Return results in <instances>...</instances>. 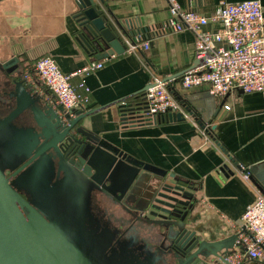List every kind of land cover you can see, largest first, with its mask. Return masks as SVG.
I'll use <instances>...</instances> for the list:
<instances>
[{"label": "water", "instance_id": "obj_1", "mask_svg": "<svg viewBox=\"0 0 264 264\" xmlns=\"http://www.w3.org/2000/svg\"><path fill=\"white\" fill-rule=\"evenodd\" d=\"M106 1L77 2L79 38L98 60L124 53L123 39L133 33L117 20L110 21ZM203 63L204 59H196L188 70ZM184 72L164 78L173 79L171 91ZM0 73V91L9 105L6 110L0 107V264H232L228 257L236 251L238 233L220 239L198 233L193 227L197 198L191 185L124 153L81 125L84 118L113 106L119 107L126 122L132 117L126 101L136 94L64 116L62 106L50 104L22 78L18 57L0 62ZM200 114L196 121L209 134L216 126L209 129L208 113L203 109ZM185 118L182 112H171L162 120ZM220 170L225 176L233 174L227 166ZM260 180L257 185L264 194V179ZM103 197L125 205L137 227L158 231L176 244V250L162 247L164 255L156 257L142 251L146 245L135 242L137 237H123L107 220L98 225L95 210L100 209L102 218H111Z\"/></svg>", "mask_w": 264, "mask_h": 264}, {"label": "crops", "instance_id": "obj_2", "mask_svg": "<svg viewBox=\"0 0 264 264\" xmlns=\"http://www.w3.org/2000/svg\"><path fill=\"white\" fill-rule=\"evenodd\" d=\"M177 1L182 8L210 18L205 29L216 32L222 24L211 18L222 4L245 0ZM259 1L264 12V0ZM77 2L0 0V62L18 57L25 80L24 72L43 56H51L66 73L88 62L104 60L101 69L82 78L90 90V109L136 94L131 97L134 98L154 77L175 76L188 70L196 60L195 36L188 30L156 31L158 35L148 50L125 51L98 60L79 38L82 31ZM105 6L110 21L120 22L133 32L131 36L141 29L158 28L170 17L168 0H107ZM80 80L75 78L74 83ZM39 86L45 91L43 85ZM173 87V95L195 116L125 126L119 107L113 106L84 118L81 125L124 153L167 171L185 186L191 185L197 198L193 227L204 238H226L238 232L246 208L259 193L263 194L257 183L264 179V93L236 89L216 97L206 85L185 89L176 83ZM203 109L210 117L207 127L216 126L209 134L196 121ZM223 166L233 174L225 176L220 170ZM117 208L116 216L126 215L122 206ZM241 264L263 263L244 258Z\"/></svg>", "mask_w": 264, "mask_h": 264}, {"label": "built area", "instance_id": "obj_3", "mask_svg": "<svg viewBox=\"0 0 264 264\" xmlns=\"http://www.w3.org/2000/svg\"><path fill=\"white\" fill-rule=\"evenodd\" d=\"M170 17L158 28H145L131 38H124L126 52L148 50L158 32L190 31L195 36V57L204 59L202 65L185 71L180 84L185 89L206 85L211 95L224 96L240 89L244 93H264V12L259 0L224 2L213 18L222 28L213 32L205 29L210 18L193 9H184L177 0H168ZM158 31V32H156ZM104 60L88 62L66 73L51 56L37 59L24 72L25 80L36 87L53 106H62L63 115L75 116L77 110L90 107V90L82 80L86 74L97 72ZM75 78L80 82L74 83ZM40 83V84H39ZM152 85L143 92L135 105H129L125 126L157 123L171 112H185L180 101L173 95L169 85L174 81L154 77ZM43 85L46 89H40ZM127 103V102H126ZM189 116V115H188ZM249 176V172H246ZM238 246L228 257L232 264H241L244 258L264 264V195L259 193L242 216L238 230Z\"/></svg>", "mask_w": 264, "mask_h": 264}, {"label": "flooded vegetation", "instance_id": "obj_4", "mask_svg": "<svg viewBox=\"0 0 264 264\" xmlns=\"http://www.w3.org/2000/svg\"><path fill=\"white\" fill-rule=\"evenodd\" d=\"M5 98H6L5 94L1 93L0 91L1 110H6L9 108V105H7ZM9 104L11 107L12 104L11 103ZM30 122L27 121L28 124H30ZM27 123H22V125L26 126ZM22 165H24V163L19 165L16 168V170L13 172H16L18 169H20ZM13 172L8 171V175L12 174ZM103 198L105 202L104 203L105 209L109 214H111V218H102V213H100L99 211L100 209L95 210L96 215L99 217L97 218L98 225L100 226L104 225L105 221L107 220L110 223V226L112 228H115V229L117 228V231L119 232L121 231V234L123 235V237L128 238V239L137 237L138 240L135 239V242L137 241V243L139 244L143 243V245H146L145 248L142 249V251H144L145 253L147 252L152 253L154 256L156 255V257L159 255L161 256L164 255L163 249H161L162 247L167 250H176V244L173 241L165 240V237H163L162 234L159 233L158 231L150 230L147 227L143 228L144 227L143 225H142L143 226L142 228L137 227L136 224L134 223L136 218H133V215L131 213L125 211L126 212L125 216H120V217L116 216L117 213H119L117 205L114 204L113 201H111L109 198L107 197H103ZM131 205L134 206L135 204L131 203ZM122 207H125V205H123Z\"/></svg>", "mask_w": 264, "mask_h": 264}, {"label": "trees", "instance_id": "obj_5", "mask_svg": "<svg viewBox=\"0 0 264 264\" xmlns=\"http://www.w3.org/2000/svg\"><path fill=\"white\" fill-rule=\"evenodd\" d=\"M142 97H143V93H140L139 95H137L136 97H134V98H130V99H132V100H127L128 102V104L131 106V105H135L136 104V102H139L141 99H142ZM127 111H129V109H127Z\"/></svg>", "mask_w": 264, "mask_h": 264}, {"label": "rangeland", "instance_id": "obj_6", "mask_svg": "<svg viewBox=\"0 0 264 264\" xmlns=\"http://www.w3.org/2000/svg\"><path fill=\"white\" fill-rule=\"evenodd\" d=\"M143 93V92H142Z\"/></svg>", "mask_w": 264, "mask_h": 264}]
</instances>
